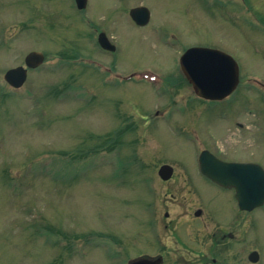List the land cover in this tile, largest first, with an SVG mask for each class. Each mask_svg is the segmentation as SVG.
I'll use <instances>...</instances> for the list:
<instances>
[{"label": "rangeland", "instance_id": "obj_1", "mask_svg": "<svg viewBox=\"0 0 264 264\" xmlns=\"http://www.w3.org/2000/svg\"><path fill=\"white\" fill-rule=\"evenodd\" d=\"M142 5L145 27L129 14ZM0 10V264H128L169 229L197 252L198 209L236 217L239 264L252 251L264 264V207L240 211L198 163L205 149L264 168V30L251 18L264 20V0H89L86 12L74 0H12ZM98 28L118 54L101 49ZM190 45L234 57L231 96L203 101L175 85ZM33 51L43 65L11 89L5 72Z\"/></svg>", "mask_w": 264, "mask_h": 264}, {"label": "water", "instance_id": "obj_2", "mask_svg": "<svg viewBox=\"0 0 264 264\" xmlns=\"http://www.w3.org/2000/svg\"><path fill=\"white\" fill-rule=\"evenodd\" d=\"M79 8H84L86 0H77ZM134 20L145 25L149 22L150 13L141 7L131 12ZM100 45L114 50L107 36L102 33ZM44 55L32 52L26 58L30 68H37L44 62ZM187 77L201 97L222 100L232 94L239 84V66L229 54L215 49L194 48L189 50L183 60ZM7 81L15 87H21L27 79V69L20 67L8 72ZM201 172L215 183L225 188L235 189L239 207L244 211H253L264 205V169L255 163H227L219 160L208 151L200 156ZM174 169L164 165L159 171L163 180L173 176ZM252 262L259 260L258 253L250 257ZM130 264H154L149 260L133 261Z\"/></svg>", "mask_w": 264, "mask_h": 264}, {"label": "flooded vegetation", "instance_id": "obj_3", "mask_svg": "<svg viewBox=\"0 0 264 264\" xmlns=\"http://www.w3.org/2000/svg\"><path fill=\"white\" fill-rule=\"evenodd\" d=\"M6 1L8 4L12 2V0H4L3 3H5ZM111 1L114 6H117L118 9H122L124 6V0H111ZM3 3H0V9L3 8ZM87 6H89V0L87 2ZM251 18L252 20L255 19L261 21L260 23L256 24V26L261 29L263 28L264 30V20H262V18L259 17H251ZM1 24L2 22H0V25ZM158 30L160 32V29ZM101 31L104 30L98 29V33H100ZM263 33L264 31H262V34ZM6 35H7L6 31H5V35L3 34L2 30L0 31V36H2L1 38L5 37ZM166 36H167L166 38L167 40L172 35L166 34ZM195 46H199V45H192V46L190 45L185 49L187 50L188 48ZM118 52H119V46L118 44H116V49L114 50V52H108V53L114 56L115 54H118ZM178 67L182 76L179 79V81L176 82L175 84L177 86H182V87H184V85L192 86L188 78L185 76V71L183 70L182 66L179 65ZM149 70L158 71L153 68H150ZM110 71H114V69H110ZM202 214L203 211L198 209L197 211L194 212L193 220L195 221L197 220V223L200 224L201 226L198 227L199 228L198 230L200 231V234L198 236L199 237L198 242L200 245L199 248H201V250L204 251L203 254L201 250L197 252L195 251V248L191 244V241L189 242V244L186 243L185 242L186 239L183 235H179V233H175L174 230L169 229V232L171 234L169 233L168 236L167 233V235L164 236L166 239L165 241L162 240L161 238L157 239V236L154 237L155 241H157V246L155 245L156 248L150 251L149 253L141 254L136 258L149 259L153 262H158V264H239L238 261L239 251H237L239 246L238 235H237L238 232L237 218L234 217L231 220H229V222H223L222 220H220L221 217L218 216L215 217V215L214 216L208 215V217L207 216L205 217L202 216ZM165 217L167 219L169 218L168 212L166 213ZM168 224H170V222ZM167 227L168 225L166 226V228ZM211 227L213 228L210 231ZM206 243H210L211 247L207 249V246H205ZM196 253L197 256H195ZM243 262L244 263H240V264H249L247 263V260H243Z\"/></svg>", "mask_w": 264, "mask_h": 264}]
</instances>
